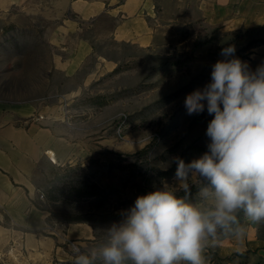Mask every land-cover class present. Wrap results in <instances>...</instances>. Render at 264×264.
<instances>
[{
    "label": "rangeland",
    "instance_id": "1",
    "mask_svg": "<svg viewBox=\"0 0 264 264\" xmlns=\"http://www.w3.org/2000/svg\"><path fill=\"white\" fill-rule=\"evenodd\" d=\"M52 3L0 0V115L31 106L35 111L23 120L28 124L47 117L71 122L79 135H88L89 162L37 170L35 207L48 213L37 234L41 242L54 238L53 259L24 237L0 251V264H53L69 260V241L84 252L103 243L104 229L120 221L138 196L163 181L175 186L174 177L159 176L176 164L175 157L188 163L208 150L213 116L207 108L189 115L184 101L211 81L212 66L232 58L251 71L264 64L263 45L245 49L264 39V26L228 30L203 17L196 0L156 6L147 19L154 40L147 48L97 40L93 27L62 33L55 29L62 22ZM229 46L233 56H222ZM191 202H198L196 195ZM229 236L207 242L204 264L247 259L249 251L233 260L234 253L223 256L219 241Z\"/></svg>",
    "mask_w": 264,
    "mask_h": 264
},
{
    "label": "clouds",
    "instance_id": "2",
    "mask_svg": "<svg viewBox=\"0 0 264 264\" xmlns=\"http://www.w3.org/2000/svg\"><path fill=\"white\" fill-rule=\"evenodd\" d=\"M234 53V46L221 51ZM184 105L189 115L207 108L213 116L208 151L188 163L175 157V186L163 181L138 196L98 246L84 252L73 245V264H204L209 240L224 234L243 242L241 215L264 223V64L251 71L239 58L218 60L211 81Z\"/></svg>",
    "mask_w": 264,
    "mask_h": 264
},
{
    "label": "crops",
    "instance_id": "3",
    "mask_svg": "<svg viewBox=\"0 0 264 264\" xmlns=\"http://www.w3.org/2000/svg\"><path fill=\"white\" fill-rule=\"evenodd\" d=\"M38 1L53 2L52 8L58 10L62 22L55 29L62 33L72 35L93 27L97 40L113 38L117 42L147 48L154 42L148 17L154 15L160 3L178 0ZM179 1L183 4L188 0ZM196 1L203 17L213 23L222 22L228 30L264 26V0ZM106 24L110 27H104ZM81 46L89 47L83 41ZM56 61L58 63V59ZM82 61L76 60L78 64ZM59 63L62 64L60 60ZM30 110L35 111L31 106H22L0 115V251L11 241L19 242L25 237V241H37L38 250L53 259L54 238L43 237L41 242L37 234L48 217L47 212L35 207L37 170L42 165L48 168L74 164L85 167L91 143L87 134L79 135L76 125L64 119L47 117L43 121L26 123L23 120L29 117ZM241 224L246 229L243 242L233 236L219 241L223 256L249 251L244 263L236 261L235 264H264V223L254 225L243 218ZM23 228L31 232L22 233Z\"/></svg>",
    "mask_w": 264,
    "mask_h": 264
},
{
    "label": "trees",
    "instance_id": "4",
    "mask_svg": "<svg viewBox=\"0 0 264 264\" xmlns=\"http://www.w3.org/2000/svg\"><path fill=\"white\" fill-rule=\"evenodd\" d=\"M262 45L264 46V39L256 40V41H253V42H249L245 46V49L247 51H250V50H252V49H254V48L258 47V46H262ZM203 151H208V150H203ZM176 167H177V165L174 164L169 170H167L165 172H159V176H161L162 178H167V179H170V178L174 177V174H175V171H176ZM197 191H198V189L195 188V187H193L192 188V195H196ZM92 193H90V194H92ZM178 195L183 196L184 193L183 192H180ZM242 219H243V216L241 215V220ZM237 256H239V255L238 254H233L231 260H233Z\"/></svg>",
    "mask_w": 264,
    "mask_h": 264
},
{
    "label": "built area",
    "instance_id": "5",
    "mask_svg": "<svg viewBox=\"0 0 264 264\" xmlns=\"http://www.w3.org/2000/svg\"><path fill=\"white\" fill-rule=\"evenodd\" d=\"M40 199L41 200L43 199V195L40 196ZM73 245H76V246L80 247V249H81V246L78 243L69 241V245H68L69 251L67 252V256L69 257V260H64V261L55 260L53 264H73V260H72ZM81 251H82V249H81Z\"/></svg>",
    "mask_w": 264,
    "mask_h": 264
}]
</instances>
